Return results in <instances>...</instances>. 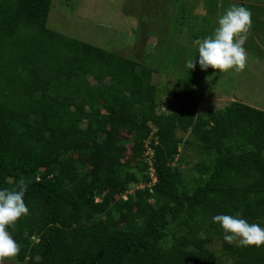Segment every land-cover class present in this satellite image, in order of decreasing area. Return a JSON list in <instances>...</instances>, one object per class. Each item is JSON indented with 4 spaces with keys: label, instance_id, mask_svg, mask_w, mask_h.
Listing matches in <instances>:
<instances>
[{
    "label": "trees",
    "instance_id": "1",
    "mask_svg": "<svg viewBox=\"0 0 264 264\" xmlns=\"http://www.w3.org/2000/svg\"><path fill=\"white\" fill-rule=\"evenodd\" d=\"M51 5L0 0V189L23 181L29 209L8 229L20 249L13 264H218L208 247L216 238L233 264H264V246L229 245L212 222L239 214L263 226L264 111L233 101L207 116L185 105L158 112L153 69L51 29ZM122 126L147 178L153 149L157 181L132 189L116 218L111 197L142 181L123 161ZM178 129L215 152L189 192L178 190L172 166ZM170 222L182 232L166 245Z\"/></svg>",
    "mask_w": 264,
    "mask_h": 264
},
{
    "label": "rangeland",
    "instance_id": "2",
    "mask_svg": "<svg viewBox=\"0 0 264 264\" xmlns=\"http://www.w3.org/2000/svg\"><path fill=\"white\" fill-rule=\"evenodd\" d=\"M234 5L251 12V29L243 43L247 54L245 68L220 73L212 68L202 71L197 65L188 70L185 61L198 59L196 41L211 36L218 17ZM48 26L151 67L158 112H174L179 105H185L207 116L209 111L222 109L233 101L264 111V0H52ZM89 81L93 82L92 78ZM176 133L179 152L172 166L179 171L178 190L189 192L206 179L198 169L205 162L212 163L215 152L191 129H178ZM117 141L123 161L132 163V169L144 181L131 185V189L148 184L146 169L138 172V164L131 157L132 131L120 127ZM228 144L239 151L249 148L236 146L233 141ZM76 157L84 165L89 163L87 156ZM128 198L129 194L124 198L119 193L111 197L108 208L116 218L119 208L127 206ZM181 232L178 222H170L163 243L169 244ZM208 247L217 255L218 264H233L234 258L225 253L220 238ZM4 264H13V258Z\"/></svg>",
    "mask_w": 264,
    "mask_h": 264
},
{
    "label": "clouds",
    "instance_id": "3",
    "mask_svg": "<svg viewBox=\"0 0 264 264\" xmlns=\"http://www.w3.org/2000/svg\"><path fill=\"white\" fill-rule=\"evenodd\" d=\"M251 25V12L247 8L236 5L228 8L218 17L213 34L196 41L198 59L195 62L194 59L186 60L185 67L193 70L199 65L202 71L212 68L220 73L242 71L247 60L243 43ZM26 190L23 181L12 189H0V264L15 257L20 250L8 229L29 214L24 201ZM212 222L223 230V240L229 245L238 241V246H264V227L249 223L239 214H218L212 217Z\"/></svg>",
    "mask_w": 264,
    "mask_h": 264
},
{
    "label": "built area",
    "instance_id": "4",
    "mask_svg": "<svg viewBox=\"0 0 264 264\" xmlns=\"http://www.w3.org/2000/svg\"><path fill=\"white\" fill-rule=\"evenodd\" d=\"M148 149H149V151H147L146 154L148 155V163L150 165L149 173H148V176H149L150 180H148V184H146V183L143 184L142 183L143 185H141V186H143V187H145L146 185L150 187L157 181L155 173H154V168L152 166V161H151V157L153 156V149L150 148V147H148ZM130 193H132V189H130L129 191L123 193L122 196L124 198H127V194H130Z\"/></svg>",
    "mask_w": 264,
    "mask_h": 264
}]
</instances>
